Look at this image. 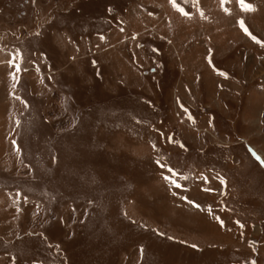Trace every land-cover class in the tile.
I'll list each match as a JSON object with an SVG mask.
<instances>
[{
	"label": "rangeland",
	"instance_id": "374dc122",
	"mask_svg": "<svg viewBox=\"0 0 264 264\" xmlns=\"http://www.w3.org/2000/svg\"><path fill=\"white\" fill-rule=\"evenodd\" d=\"M253 149L264 0H0V264H264Z\"/></svg>",
	"mask_w": 264,
	"mask_h": 264
},
{
	"label": "snow or ice",
	"instance_id": "6c2138e0",
	"mask_svg": "<svg viewBox=\"0 0 264 264\" xmlns=\"http://www.w3.org/2000/svg\"><path fill=\"white\" fill-rule=\"evenodd\" d=\"M169 171H173L171 169H169ZM166 179H169V182L174 184L176 187H181V185L177 184L175 180H171L170 178L166 177Z\"/></svg>",
	"mask_w": 264,
	"mask_h": 264
}]
</instances>
